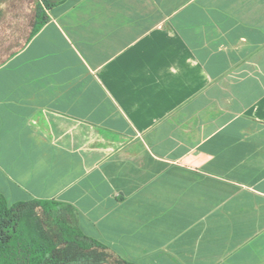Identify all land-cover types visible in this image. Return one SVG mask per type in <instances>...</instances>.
I'll return each mask as SVG.
<instances>
[{
  "label": "crops",
  "instance_id": "0c3cea01",
  "mask_svg": "<svg viewBox=\"0 0 264 264\" xmlns=\"http://www.w3.org/2000/svg\"><path fill=\"white\" fill-rule=\"evenodd\" d=\"M0 65V192L74 204L136 264H264V0H66Z\"/></svg>",
  "mask_w": 264,
  "mask_h": 264
},
{
  "label": "trees",
  "instance_id": "16d2710c",
  "mask_svg": "<svg viewBox=\"0 0 264 264\" xmlns=\"http://www.w3.org/2000/svg\"><path fill=\"white\" fill-rule=\"evenodd\" d=\"M64 1L37 0L29 40L49 21L48 10ZM110 253L108 246L81 230L74 204L32 198L9 205L0 192V264H109ZM116 262L136 264L118 255Z\"/></svg>",
  "mask_w": 264,
  "mask_h": 264
},
{
  "label": "rangeland",
  "instance_id": "374dc122",
  "mask_svg": "<svg viewBox=\"0 0 264 264\" xmlns=\"http://www.w3.org/2000/svg\"><path fill=\"white\" fill-rule=\"evenodd\" d=\"M37 0H0V65L21 50L36 23ZM109 264H118L111 251Z\"/></svg>",
  "mask_w": 264,
  "mask_h": 264
}]
</instances>
